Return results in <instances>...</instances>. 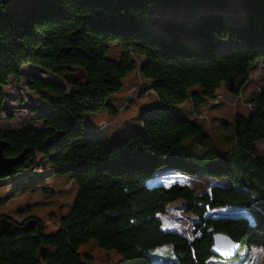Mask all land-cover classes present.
<instances>
[{
	"label": "trees",
	"instance_id": "1",
	"mask_svg": "<svg viewBox=\"0 0 264 264\" xmlns=\"http://www.w3.org/2000/svg\"><path fill=\"white\" fill-rule=\"evenodd\" d=\"M190 1L199 0H37L12 14L0 0V117L7 97L4 87L9 78L20 84L26 65L58 79L74 67L85 76L70 82L68 92L30 77L26 87L48 105L38 117L41 126L0 130L4 157L21 156L12 175L27 170L17 182L36 176L43 163L37 159L40 153L51 165V175L70 174L77 187L72 207L52 233L38 218L17 222L0 215L18 227L14 234L0 236V264H89L91 258L79 252L89 240L116 252L118 264H162L148 251L165 245L177 264H210L215 263L212 233L264 253V158L255 149L264 141V92L250 97L254 106L249 116L235 114L234 147L218 156L200 150L198 141L181 145L198 133L209 136L198 121L183 119L178 109L189 101L191 115L198 114L222 86L227 88L230 77L235 95L250 81V71L264 61V0H241L244 21L239 24L217 11L191 17L194 24L183 25L179 18H165L160 27L148 23L153 5ZM180 35L194 37L199 46L187 45ZM109 42L122 47L118 59L107 57ZM134 53L144 58L138 69L151 81L147 88L156 94L159 109L142 115L141 131L118 147L87 139L85 133L101 129L84 122L87 113H117L108 98L137 68ZM164 170L190 179L204 173L227 185L196 194L188 186L158 183L156 174ZM179 201L196 219L198 234L191 240L164 230L157 216ZM231 206L239 213L210 214ZM29 220H37L33 229L26 227ZM41 247L49 253L41 256Z\"/></svg>",
	"mask_w": 264,
	"mask_h": 264
},
{
	"label": "rangeland",
	"instance_id": "2",
	"mask_svg": "<svg viewBox=\"0 0 264 264\" xmlns=\"http://www.w3.org/2000/svg\"><path fill=\"white\" fill-rule=\"evenodd\" d=\"M2 1L6 8L12 14H15L21 13L29 6H34L37 0ZM150 11L152 15H150L151 18L149 17L148 23L151 26L159 27L165 18L171 20L179 18L178 22L187 25L195 23V20L191 21V17L199 13L215 11L224 15L228 14L224 18L230 23L239 24L244 21L242 14L244 9L241 0H225L222 4L214 0H199L198 2H184L177 6L160 3L153 5ZM158 15L160 19H156ZM140 22L142 26L147 25L143 19ZM180 38L187 45H193L191 47L198 45L194 37L180 35ZM107 46L106 55L109 58L118 59L123 52L122 47L116 42H109ZM134 56L137 59V68L122 79V89L108 98V103L115 106L117 113H109V111L103 109L85 115V123L101 128L93 133H85L84 136L87 139H99L108 147H118L129 136L141 131L140 118L142 115H150L159 109L160 102L156 94L147 88L151 87V81L143 78L138 69L139 64H143L144 58L137 53H134ZM22 73L20 84L14 83V80L9 78L7 85L4 87L7 97L4 102L5 110L0 117V130L41 126L42 122L38 121V117L47 109L48 105L26 87V82L30 77H38L45 82L64 86L67 92L70 90V82L85 79L82 69L77 67H74L70 74L61 79L42 74L29 65L23 67ZM249 75L250 81L243 86L238 95L222 86L216 92L218 105H202L199 107L200 113L198 114L192 113L191 115L190 110L192 107L184 102L183 106L188 107V112L182 114L181 117L185 120L191 121L194 119L198 121L204 130V134L206 133L209 138H202L203 133H198L194 137L183 140L181 145L196 144L198 141L197 146L200 150L212 152L216 156L232 150L234 147L233 119L235 114L241 113L249 116L250 110L247 103L250 97L252 95L258 96L264 92V61L257 63ZM232 96H241L235 102V105L232 101H228L232 100ZM197 115L201 117L197 119ZM122 138L123 140L119 142V139ZM255 149L257 155L264 158V141L256 143ZM37 159L43 163L41 168L37 169L35 177L17 182L27 173V170H24L9 177L0 178V215L7 214L17 222L27 217H30V219L38 218L44 224L46 232L52 233L58 228L60 219L72 207L77 196V187L70 174L51 175L52 167L40 153H38ZM197 177L199 179H188L178 173H170L164 170L156 174V181L164 186L173 184L188 186L196 194L209 192L214 185H227L225 181L211 180L204 173H199ZM182 206L181 201L169 204L165 214H158L157 216L161 219L164 230L178 232L191 240L194 235L198 234L194 232L196 219L185 213ZM239 211V208L231 206L212 211L210 214L216 217L230 216L238 214ZM79 252L81 255L91 258L89 264H118L121 260L116 252L100 248L94 240L82 244L79 247ZM148 254L152 257L159 256V261L162 264H177L169 245L148 251ZM211 260L216 264H241L244 260L248 264H264V253L260 248L244 246L241 247L236 257L231 260H221L217 257H212Z\"/></svg>",
	"mask_w": 264,
	"mask_h": 264
},
{
	"label": "water",
	"instance_id": "3",
	"mask_svg": "<svg viewBox=\"0 0 264 264\" xmlns=\"http://www.w3.org/2000/svg\"><path fill=\"white\" fill-rule=\"evenodd\" d=\"M227 88L229 91L234 92L236 85L233 77H230L227 81ZM5 147V142L0 140V178L8 177L14 173V168H17L21 163V156L16 158H5L3 155V149ZM37 225V220H29L26 223V227L33 229ZM18 227L14 225L13 222L6 220L5 218H0V236H9L17 231ZM213 245L211 247L210 253L212 256L217 257L221 260H231L233 259L239 250L241 245L234 242L228 236L221 233H212ZM49 251L45 247H41L39 254L44 256L48 254Z\"/></svg>",
	"mask_w": 264,
	"mask_h": 264
},
{
	"label": "built area",
	"instance_id": "4",
	"mask_svg": "<svg viewBox=\"0 0 264 264\" xmlns=\"http://www.w3.org/2000/svg\"><path fill=\"white\" fill-rule=\"evenodd\" d=\"M260 62H262V61H259L258 63H260ZM254 70V69H253ZM241 96H232V100L230 99V100H228L229 102L230 101H232L233 103H234V105L236 104L235 102L238 100V98H240ZM248 102V101H247ZM206 104L207 105H211V106H217L218 105V97L216 96V94H215V96H214V98H212V99H209V100H207V102H206ZM247 106H248V108H249V110H250V112H252L253 111V106H254V104L252 103V102H248L247 103ZM2 115H3V113H2ZM201 116L200 115H197V119L198 118H200ZM252 262V260L250 261V263Z\"/></svg>",
	"mask_w": 264,
	"mask_h": 264
},
{
	"label": "crops",
	"instance_id": "5",
	"mask_svg": "<svg viewBox=\"0 0 264 264\" xmlns=\"http://www.w3.org/2000/svg\"><path fill=\"white\" fill-rule=\"evenodd\" d=\"M186 102H187V105H188L189 104V101H186ZM183 104H181L180 106H178V109L180 110L179 111V114H181V115L188 112V107H184Z\"/></svg>",
	"mask_w": 264,
	"mask_h": 264
},
{
	"label": "bare ground",
	"instance_id": "6",
	"mask_svg": "<svg viewBox=\"0 0 264 264\" xmlns=\"http://www.w3.org/2000/svg\"><path fill=\"white\" fill-rule=\"evenodd\" d=\"M189 179V178H188Z\"/></svg>",
	"mask_w": 264,
	"mask_h": 264
}]
</instances>
